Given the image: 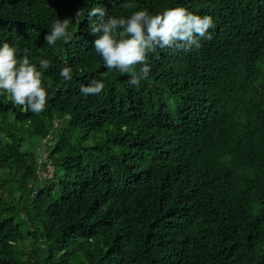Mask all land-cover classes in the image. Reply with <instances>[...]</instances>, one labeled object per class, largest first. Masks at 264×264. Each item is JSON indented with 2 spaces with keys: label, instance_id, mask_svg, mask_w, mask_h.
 Segmentation results:
<instances>
[{
  "label": "trees",
  "instance_id": "trees-1",
  "mask_svg": "<svg viewBox=\"0 0 264 264\" xmlns=\"http://www.w3.org/2000/svg\"><path fill=\"white\" fill-rule=\"evenodd\" d=\"M125 2L0 0V46L50 61L42 113L0 91V264H264V0ZM97 6H183L215 28L199 50L149 54L132 87L93 48ZM92 79L100 94L66 90Z\"/></svg>",
  "mask_w": 264,
  "mask_h": 264
},
{
  "label": "clouds",
  "instance_id": "clouds-1",
  "mask_svg": "<svg viewBox=\"0 0 264 264\" xmlns=\"http://www.w3.org/2000/svg\"><path fill=\"white\" fill-rule=\"evenodd\" d=\"M125 9L137 7L135 0H126ZM83 12H77L76 23H79ZM91 21L90 33L94 40V50L109 70H118L129 76L128 84L139 87L148 78L151 67L148 57L157 49L176 51L199 50L202 41L211 40L210 29L215 28L211 15H199L179 6L151 14L147 10L132 12L130 16L108 15L104 7H94L88 12ZM72 19H57L51 30L44 36L48 45H54L60 38L65 42L71 39L68 31ZM18 48L5 42L0 46V91L10 94L14 104L23 106L40 114L45 110L49 94L43 86V70L50 67L48 59L39 61V69L32 63L24 49L22 58H18ZM142 65L139 72L136 66ZM72 68L65 67L60 75L71 80ZM105 83L100 79H92L81 86V93L87 95L100 94Z\"/></svg>",
  "mask_w": 264,
  "mask_h": 264
},
{
  "label": "rangeland",
  "instance_id": "rangeland-1",
  "mask_svg": "<svg viewBox=\"0 0 264 264\" xmlns=\"http://www.w3.org/2000/svg\"><path fill=\"white\" fill-rule=\"evenodd\" d=\"M72 83H68V85H67V91L68 92H75V91H79V89L81 88V86L80 85H78V87H75L73 84L71 85ZM53 168H51V170H52ZM43 175H45V173H43ZM48 177H50V175H48Z\"/></svg>",
  "mask_w": 264,
  "mask_h": 264
},
{
  "label": "built area",
  "instance_id": "built-area-1",
  "mask_svg": "<svg viewBox=\"0 0 264 264\" xmlns=\"http://www.w3.org/2000/svg\"><path fill=\"white\" fill-rule=\"evenodd\" d=\"M51 168H53V167H52L51 165H49V166H48V170L45 171V174H46V175H50V176L52 175V173H53V169L51 170Z\"/></svg>",
  "mask_w": 264,
  "mask_h": 264
}]
</instances>
